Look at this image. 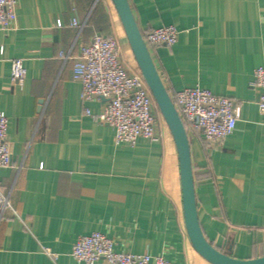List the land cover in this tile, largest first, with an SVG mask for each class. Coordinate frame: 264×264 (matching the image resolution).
<instances>
[{"label": "crops", "instance_id": "crops-1", "mask_svg": "<svg viewBox=\"0 0 264 264\" xmlns=\"http://www.w3.org/2000/svg\"><path fill=\"white\" fill-rule=\"evenodd\" d=\"M127 1L141 34L178 31L172 47L147 48L169 97L198 87L238 107L219 148L186 130L196 211L216 250L237 260L263 257L264 125L249 84L264 66V0ZM95 35L115 39L127 69H137L111 0H17L13 29L0 32V112L12 155V165L0 168L9 205L0 213V264H83L71 247L94 232L116 252L211 264L188 239L177 152L160 112L159 140L133 145L116 144L111 127L85 115L84 108L99 115L104 102H82L72 68ZM13 59L25 71L19 85L10 81Z\"/></svg>", "mask_w": 264, "mask_h": 264}, {"label": "built area", "instance_id": "built-area-1", "mask_svg": "<svg viewBox=\"0 0 264 264\" xmlns=\"http://www.w3.org/2000/svg\"><path fill=\"white\" fill-rule=\"evenodd\" d=\"M17 0H0V32L13 29L16 19ZM55 26L60 28V21ZM72 26L82 28L76 20ZM147 48L172 47L178 36L173 26L149 29L141 34ZM63 60L68 55L61 56ZM20 59L11 60L10 81L19 85L24 78ZM74 81L80 83L81 100L89 103L103 100L104 108L99 115H85L111 127L116 144L133 145L137 139L150 142L159 140L156 135L155 110L158 108L138 68L128 70L122 52L113 38L95 35L82 45L72 68ZM256 95V106L264 125V66L257 67L249 84ZM185 130L200 133L209 149L219 148L223 140L234 130L238 107L229 98L215 96L198 87L185 88L170 97ZM8 119L0 112V168L12 165L10 146L6 139ZM7 197L0 189V213L8 208ZM48 252V251H47ZM70 256L83 264H170L162 256L135 255L116 252L113 241L94 232L80 236L71 247Z\"/></svg>", "mask_w": 264, "mask_h": 264}, {"label": "water", "instance_id": "water-1", "mask_svg": "<svg viewBox=\"0 0 264 264\" xmlns=\"http://www.w3.org/2000/svg\"><path fill=\"white\" fill-rule=\"evenodd\" d=\"M119 16L131 53L153 100L173 139L178 164L182 213L188 239L194 250L211 264H264V256L237 260L212 247L204 238L196 211L190 150L186 130L164 88L161 78L142 39L127 0H111Z\"/></svg>", "mask_w": 264, "mask_h": 264}, {"label": "rangeland", "instance_id": "rangeland-1", "mask_svg": "<svg viewBox=\"0 0 264 264\" xmlns=\"http://www.w3.org/2000/svg\"><path fill=\"white\" fill-rule=\"evenodd\" d=\"M160 115H161V114H160ZM161 121H163L164 125L166 126V124H165V122H164V120H163L162 116H161Z\"/></svg>", "mask_w": 264, "mask_h": 264}]
</instances>
